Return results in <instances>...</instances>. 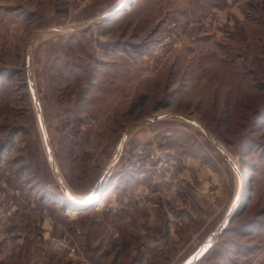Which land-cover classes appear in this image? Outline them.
I'll list each match as a JSON object with an SVG mask.
<instances>
[{"label":"rangeland","instance_id":"obj_1","mask_svg":"<svg viewBox=\"0 0 264 264\" xmlns=\"http://www.w3.org/2000/svg\"><path fill=\"white\" fill-rule=\"evenodd\" d=\"M121 3L108 21L33 44V81L65 189L84 197L110 179L102 197L71 207L48 162L29 41ZM169 113L200 121L243 174L236 217L196 264H264V0H0V183L17 193L0 200V264H184L195 256L239 189L200 127L169 118L134 128L104 176L129 125ZM151 142L148 169L118 170L125 152ZM179 175L195 178L206 207L222 206L211 229L199 230L201 212L176 214L171 198L170 214L159 210ZM58 239L73 258L54 251Z\"/></svg>","mask_w":264,"mask_h":264},{"label":"water","instance_id":"obj_2","mask_svg":"<svg viewBox=\"0 0 264 264\" xmlns=\"http://www.w3.org/2000/svg\"><path fill=\"white\" fill-rule=\"evenodd\" d=\"M122 5H123V3H121L120 5H118L114 8H111V9L105 11L104 13H102L100 15H97V16H95L91 19H88L86 21H83V22L74 23V24H70V25L55 26L52 28H48L45 30L35 32L29 41L28 52H27V60H28L27 75H28L29 86L31 88V92L33 95V99L35 102V106H36L39 121H40V127H41V131L43 134V140H44L45 147H46L48 162H49V165L51 167L52 173H53L55 179L57 180V183L59 184V186H60L61 190L63 191V193L65 194L66 198L69 199L70 201L73 199V197L67 192V190L65 189V186L61 180L59 170L57 167V162H56L55 156L53 154L49 135H48V132H47L46 127H45V122L43 119V114H42V110H41V104H40L38 92H37L35 83L33 81V67H32L33 44H34L35 39L37 37H39L43 34H46V33H52V32H54V33H67V32L86 30V29L90 28L91 26H93L99 22L108 21V20L112 19L115 16V14H117L121 11ZM169 118L182 119L184 121H187L191 124H194V125L200 127L205 132V134L208 137V139L210 140L211 144L217 149V151L223 156V158L226 160V162L232 167V169L234 170V172H235V174L239 180V189H238L237 196L233 202L231 209L228 211V213L226 214L224 219L221 221V223L217 226V228L214 230V232L207 237L206 243L202 247V249L199 250L195 254V256H193L191 259H189L187 262L184 263V264H196L207 252H209L211 250V248L214 246V244H216V242L221 238V236L223 235L227 226L233 222L234 218L236 217L238 209L241 207V202H242L244 187H245L244 181H243V174H242L241 170L234 163V161L227 155V153L225 151H223L216 144L212 134L207 130V128L200 121L192 118L191 116H186V115L177 114V113H169V114H166V115H163L160 117L143 119V120L136 122V123H133L127 127V129L124 133V136L120 142L118 152L114 156V158L112 159L111 163L109 164V167L114 166V164L117 162V159L119 158L118 156L122 150V147H123L124 143L126 142L129 134L131 133V131L134 128L142 126V125L153 124L157 121H160L163 119H169ZM109 184H110L109 178L106 179V182L104 185H101V183L99 181V183H97L95 188L89 193L88 196L91 199L86 201V203L93 201L97 197H101L102 194L105 192L106 188L109 186ZM97 188H98V192L96 195H94L95 190Z\"/></svg>","mask_w":264,"mask_h":264},{"label":"crops","instance_id":"obj_3","mask_svg":"<svg viewBox=\"0 0 264 264\" xmlns=\"http://www.w3.org/2000/svg\"><path fill=\"white\" fill-rule=\"evenodd\" d=\"M186 166L189 168V164L187 163ZM173 184L171 186V190H167V191H163V194H161V197L163 199L162 201V206L159 207V210L164 211L163 213H167L168 215L170 214L167 207L164 206L165 199H172L170 200V202H173L172 204L175 205L174 206V211L176 214H182V212L180 213V210L184 209L185 213L187 214H194L196 216V214H198L199 212L203 213V220L201 222H199V230H205L206 228L211 229V226L213 224V222L218 218L220 211L222 210V206H220L219 208L217 207V210L214 211V209L211 210L210 208V203L207 202V207L205 206V198L202 197L200 194H198L196 191H194L196 189V183H195V178L193 179L192 176H184V175H179L177 176L176 179L170 180ZM183 186V189L186 187V193L184 194V197L182 198L181 195V191L183 190L182 188H179L180 186ZM180 191V192H179ZM184 191V190H183ZM228 193V189L227 186H225L222 190L221 193V197L224 198V202L223 205L226 202V195ZM170 196H168V195ZM89 195V194H88ZM87 195V196H88ZM196 195L199 198V200L203 201L204 206L203 208L201 207V209H203V211H200L198 208H200V204H198L197 200H196ZM86 197V196H84ZM84 197H73V198H80L83 199ZM204 198V199H203ZM199 205V207H197ZM233 205V204H232ZM159 206V205H156ZM209 207V210H207L206 212V208ZM212 211V212H211ZM200 213V215H201ZM181 217H179L178 219V225L180 226H186L187 225V220L184 221H180ZM169 225V224H168ZM211 251V250H210ZM209 251V252H210ZM209 252H207L203 257H207L209 255Z\"/></svg>","mask_w":264,"mask_h":264},{"label":"built area","instance_id":"obj_4","mask_svg":"<svg viewBox=\"0 0 264 264\" xmlns=\"http://www.w3.org/2000/svg\"><path fill=\"white\" fill-rule=\"evenodd\" d=\"M154 148L155 144L151 142L140 145L133 152H125L124 161L118 168V170L122 172H142L143 170L148 169L150 167V160L153 158ZM158 157L162 158V156H159V154L157 158ZM154 161H157V159H155ZM158 166H162V162H160ZM8 190L9 187L6 183H0V200L3 198H11L17 195V193H15V195L9 193ZM42 215L44 218V223L48 225H51L53 223L52 217L48 210H44ZM49 234L50 231L47 232V235ZM51 243L53 244V249L57 254L66 256L68 258H73L75 256V250L67 240H52Z\"/></svg>","mask_w":264,"mask_h":264},{"label":"bare ground","instance_id":"obj_5","mask_svg":"<svg viewBox=\"0 0 264 264\" xmlns=\"http://www.w3.org/2000/svg\"><path fill=\"white\" fill-rule=\"evenodd\" d=\"M114 167H115V166H114ZM114 167H113V166H110L109 168H107V171L104 173V176H106L107 174H109V173L112 171V169H113ZM102 179H103V180H102ZM104 179H105V178H103V176H102V177H101V184H102L103 181L106 180V179H105V180H104ZM108 187H109V186H108ZM108 187H107V188H108ZM97 192H98V188L95 190L94 195H96ZM109 192H110V191H109ZM103 194H104V193H103ZM103 194H102V196H103ZM94 195H93V196H94ZM102 196H101V197H102ZM77 199H78V200H81V201H80V202H76ZM90 199H91V198H89V196H86V197H84L83 199H80V198H73V199H72L73 201L71 200L72 202H71L70 204H71V207H76L79 203H84V202H86V201H88V200H90ZM67 200H69V199H67ZM69 201H70V200H69ZM74 201H75V202H74ZM70 204H69V205H70Z\"/></svg>","mask_w":264,"mask_h":264}]
</instances>
